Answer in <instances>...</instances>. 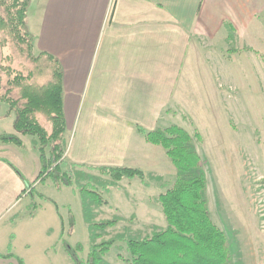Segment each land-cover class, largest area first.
<instances>
[{
    "label": "crops",
    "instance_id": "0c3cea01",
    "mask_svg": "<svg viewBox=\"0 0 264 264\" xmlns=\"http://www.w3.org/2000/svg\"><path fill=\"white\" fill-rule=\"evenodd\" d=\"M28 28L35 50L62 68L66 168L158 173L166 167L165 151L138 128L182 126L183 120L197 128L215 102L219 113V89L260 87L256 75L247 81L246 74L253 72L251 58L264 55V0H29ZM5 113L0 105V134H12L13 119ZM19 137L23 148L0 143V254L17 238L8 232L36 222L40 213L61 233L58 206L48 200L32 216L20 213L41 163L32 139ZM54 229L45 224L46 239L56 236ZM0 264L18 263L10 257Z\"/></svg>",
    "mask_w": 264,
    "mask_h": 264
},
{
    "label": "rangeland",
    "instance_id": "374dc122",
    "mask_svg": "<svg viewBox=\"0 0 264 264\" xmlns=\"http://www.w3.org/2000/svg\"><path fill=\"white\" fill-rule=\"evenodd\" d=\"M204 59L211 63L208 58ZM251 59L253 72L246 74V80L256 75L259 88L251 83L250 89L243 86L230 92L227 88L219 89V113L215 102L207 118L196 122L197 128L189 120L182 121L190 134L196 129L201 136V142L194 141L193 146L204 161L206 198L212 221L225 233L231 250L228 264H264V59L257 56ZM69 137L65 133L66 141ZM31 139L35 144L36 139ZM62 170L72 175L71 186L58 189L48 178L35 187L32 195L25 193L27 196L23 197L19 209L28 215L33 203L38 206L48 200L47 205L56 204L62 218L59 219L61 239L54 222L49 221L48 215L44 220L40 213L36 222H23L8 232L7 235L14 232L17 238L10 249L2 248L4 253H13L26 264H37L36 259L46 250L43 264H73L63 241L72 247L82 244L83 250L77 251V255L85 260L91 245L90 233L95 237L94 242L99 243L118 235L143 238L166 227L157 197L173 184L177 174L168 157L166 167L160 172L145 174L141 170L143 179L125 178L116 183L95 168H66L63 164ZM82 199L92 222L115 220V225L93 228L89 233L83 218ZM69 211L74 217L72 227L68 224ZM45 224L54 229L52 236L56 235L50 240L43 232ZM6 227L11 229L4 226L2 230ZM127 258L125 243L116 241L103 261L124 264Z\"/></svg>",
    "mask_w": 264,
    "mask_h": 264
},
{
    "label": "trees",
    "instance_id": "16d2710c",
    "mask_svg": "<svg viewBox=\"0 0 264 264\" xmlns=\"http://www.w3.org/2000/svg\"><path fill=\"white\" fill-rule=\"evenodd\" d=\"M28 7L29 0H0V105L6 106L5 115L13 119L14 129L12 134H0V143L23 148L19 136L36 139L41 168L24 191L32 195L35 187L48 178L58 189L69 187L72 175L62 170L67 150L62 68L58 59L35 50L34 37L28 28ZM260 57L264 59V55ZM138 132L144 135L146 142L164 149L177 172L173 184L157 197L166 227L143 238L118 235L95 243L91 230L105 229L116 221L92 222L82 199L91 245L83 260L77 255V251L83 250L82 244L72 247L67 241L62 242L73 264H106L103 259L116 241L125 243L128 258L124 264H228L231 250L225 233L212 221L206 198L204 161L193 146L194 141L201 142L199 132L194 129L190 134L176 124L152 131L138 128ZM95 169L114 183L144 176L135 168ZM37 207L36 203L29 206L31 216ZM68 224L69 227L74 225L70 211ZM10 238L13 239V235ZM10 246L11 243L8 249ZM10 257L24 264L11 252L0 254V259Z\"/></svg>",
    "mask_w": 264,
    "mask_h": 264
}]
</instances>
